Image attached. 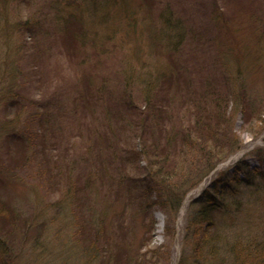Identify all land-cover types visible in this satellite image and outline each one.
Listing matches in <instances>:
<instances>
[{
	"label": "rangeland",
	"instance_id": "obj_1",
	"mask_svg": "<svg viewBox=\"0 0 264 264\" xmlns=\"http://www.w3.org/2000/svg\"><path fill=\"white\" fill-rule=\"evenodd\" d=\"M203 105L240 147L167 223L162 197L202 150L173 148L175 166L151 145ZM155 108L163 124L139 126ZM239 163L264 171V0H0V264H193L197 200ZM258 181L228 198L244 238Z\"/></svg>",
	"mask_w": 264,
	"mask_h": 264
},
{
	"label": "trees",
	"instance_id": "obj_2",
	"mask_svg": "<svg viewBox=\"0 0 264 264\" xmlns=\"http://www.w3.org/2000/svg\"><path fill=\"white\" fill-rule=\"evenodd\" d=\"M217 97L219 96H215V98ZM215 98L211 96L208 103L221 105L215 101ZM201 108L204 112H200L198 118L189 119V123L183 122L180 129L178 126H173L169 133L163 134V139L166 141L164 148L159 143H152L151 145L152 151L156 154L154 155L156 159L161 162L163 160L161 157H163L165 163L171 161V165L175 164L173 162L175 158L173 159L171 156L174 150L179 153L186 152L190 148L202 150V157L198 160L199 164L196 161L195 170L193 168L190 171H183L184 174L187 173L181 178L183 182L181 184L176 183L173 189L169 188L171 190L168 191L169 197L167 199L162 197L165 202L162 201L163 203L159 205L162 212L167 216V223H175L186 193L202 183L206 176L210 175L220 163L225 161L226 157L240 147L241 141L236 136H231V132L226 128L231 124L227 112H219L220 114L215 116L213 111L211 115V110L206 109L204 105ZM160 110L161 112L157 109L152 110V113L141 117L138 120V125L141 124L143 128L150 129V122L155 121L156 124H159L162 120L163 124L165 121L162 116L163 110L162 108ZM164 110L166 112V109ZM165 128L162 127V130ZM176 136H179L180 139L177 140ZM180 144H183L182 149H179ZM152 165L156 167L157 163ZM162 171L163 168L160 166L159 175ZM175 174L173 172L171 176ZM167 176H169L168 172ZM169 179L167 178V180ZM258 179H264L262 169H252L248 163H239L233 172L227 170L222 173L203 192V195L197 200V204H200L201 207L194 215L193 220L188 223L186 236H190V239L186 244L191 247L192 252L186 256V259H193V264H264V220L261 221L260 230L256 232L252 229L243 230L244 238L243 234L234 232L237 226L235 213H238L243 205L238 202L239 197L237 200H231L228 203L229 197L234 198L237 195L245 200L244 190L253 185L258 186V183L254 184ZM167 184L169 187L172 185L169 181ZM241 188L243 193L238 191ZM248 195H252L249 190ZM9 220L10 222L8 221L6 224L9 223L12 226L15 222L13 213L10 214ZM146 264H151V261H146ZM181 264H184V261Z\"/></svg>",
	"mask_w": 264,
	"mask_h": 264
},
{
	"label": "bare ground",
	"instance_id": "obj_3",
	"mask_svg": "<svg viewBox=\"0 0 264 264\" xmlns=\"http://www.w3.org/2000/svg\"><path fill=\"white\" fill-rule=\"evenodd\" d=\"M158 218H159V222L157 224V227H158V230L157 231L159 233H162V231H163V219H162L161 216H159Z\"/></svg>",
	"mask_w": 264,
	"mask_h": 264
}]
</instances>
